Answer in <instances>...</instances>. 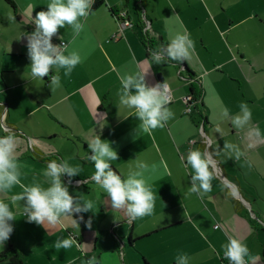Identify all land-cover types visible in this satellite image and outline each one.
I'll list each match as a JSON object with an SVG mask.
<instances>
[{
	"label": "crops",
	"instance_id": "obj_1",
	"mask_svg": "<svg viewBox=\"0 0 264 264\" xmlns=\"http://www.w3.org/2000/svg\"><path fill=\"white\" fill-rule=\"evenodd\" d=\"M105 3L83 20L79 35L74 37L67 25L63 34L53 35V43H68V50L81 56L68 77L60 70V87L50 89L48 82L31 79L25 35L13 50L24 65L8 70L17 79L0 91L4 124L30 140L28 147L17 151L22 181L43 180V160L49 157L79 163V176L86 183H72L69 192L95 201L92 212L80 214L84 220L90 218L91 225L84 220L73 225L69 217L55 226L38 225L17 216L0 251L12 245L25 264H68L69 260L82 264L85 256L92 255L100 264H174L177 250H182L191 257L190 264H223L221 246L235 238L255 257L251 264H264V233L235 205L238 201L242 210L264 220L259 207V198L264 197L260 192L264 191V141L256 143L247 129L233 128L221 112L227 106L236 113L239 102L246 101L252 108L250 123L264 131V0H144L148 30L158 46L169 43L176 31L187 29L191 34L194 47L184 61L190 76L165 61L150 65L136 28L141 9L133 0L125 7L121 0ZM108 7L126 12L131 26L120 29ZM30 25L23 34L34 30L35 25ZM132 71L145 73L148 85L169 86V107L175 115L164 127L143 132L134 113L119 105V77ZM189 77L200 84L201 94L198 109L192 104V112L186 114L183 99L189 94ZM94 134L114 141L118 159L111 166L121 175H126L136 156L148 161L144 177L156 193L151 216L129 221L124 210L112 208L107 194L88 179L94 167L85 153ZM202 136L210 142L207 151L213 157L214 178L211 191L198 195L188 191L192 169L185 166V157L191 148L204 150ZM225 140L241 147L239 160L225 158L219 151ZM22 148L24 144L18 150ZM12 191L21 189L15 186ZM69 232L79 247L55 248L53 241ZM131 251L136 258L130 257Z\"/></svg>",
	"mask_w": 264,
	"mask_h": 264
},
{
	"label": "clouds",
	"instance_id": "obj_2",
	"mask_svg": "<svg viewBox=\"0 0 264 264\" xmlns=\"http://www.w3.org/2000/svg\"><path fill=\"white\" fill-rule=\"evenodd\" d=\"M93 2L94 0H48L46 6L31 18L34 30L20 35H26L31 79L43 83L42 78L47 77L49 88H58L61 86L60 70H63L64 77H68L81 62L78 51L68 50L69 44L63 41L53 43L52 37L59 28H65L66 25L71 28L74 37L79 35ZM193 47L194 41L187 29L176 31L169 43L152 50L146 59L150 65L160 64L165 60L184 62L190 58ZM119 81L120 86L116 90L118 103L134 113L143 132L162 128L174 117L175 113L169 107V86L165 82L148 85L145 73L139 71L125 72L120 75ZM221 112L222 117L233 128L247 129L249 137L256 143L264 141V131L258 125L250 123L252 108L246 101L239 102L236 113H232L227 106L222 107ZM217 131H220L219 127ZM4 132L6 134H0V247L10 238L14 230L11 222L17 220V216H23L28 222L38 225L52 226L60 224L65 217H69L73 225L84 220L80 214L92 212L95 201L85 198L84 194L73 195L69 192L73 177L79 176L82 166L71 163V158L50 159L42 169L43 180L33 177L31 183H24L17 155L19 138L11 129L5 128ZM113 143L114 141L101 139L98 134H94L87 143L85 158L94 167L88 179L107 194L112 208L124 210L129 221L151 216L155 208L156 193L144 177L148 161L136 156L128 165L126 175H121L111 166L118 159ZM219 151L225 158L235 160L243 155L241 147L231 140H225ZM212 159V154L201 148L188 150L185 166H191L192 169L191 184L188 187L190 193L202 195L211 191L214 178L210 166ZM15 186H19L21 191L13 192ZM21 200L24 201L23 205L18 204ZM74 213L77 214L75 218ZM84 222L91 225L90 218ZM53 245L57 249H70L79 247V242L69 232L68 235L57 237ZM221 251L227 264H251L255 259L247 246L235 238H229L226 245L221 246ZM173 260L174 264H190L191 257L187 252L177 250ZM68 264H73V260H69ZM82 264L100 262L97 256L92 255L85 256Z\"/></svg>",
	"mask_w": 264,
	"mask_h": 264
},
{
	"label": "rangeland",
	"instance_id": "obj_3",
	"mask_svg": "<svg viewBox=\"0 0 264 264\" xmlns=\"http://www.w3.org/2000/svg\"><path fill=\"white\" fill-rule=\"evenodd\" d=\"M13 1L17 7L16 13L21 17L20 21L16 20L15 12L11 8V6L6 3L5 0H0V91H4L8 88L9 81H14L17 79V76L13 73L8 72V70H11L17 64L22 65L25 62L24 59L13 55V50H15V47H17L18 42L20 41L21 32H26L28 31V29H31V18H34L36 12L42 10L48 2V0ZM129 8H131V5H129ZM65 30L66 26L65 28H59L57 31L60 32L59 34H63ZM11 104L14 105L13 103ZM22 126H26V124H23ZM5 128L10 129L4 124V113H1L0 133L5 134ZM18 138V147H21V145L24 144V148L17 151H22L29 146L30 140L26 137V135ZM260 192L261 194H264V191L262 189H260ZM259 207L264 210V197L259 198ZM129 255L130 257L136 258V254L132 251L129 252Z\"/></svg>",
	"mask_w": 264,
	"mask_h": 264
},
{
	"label": "trees",
	"instance_id": "obj_4",
	"mask_svg": "<svg viewBox=\"0 0 264 264\" xmlns=\"http://www.w3.org/2000/svg\"><path fill=\"white\" fill-rule=\"evenodd\" d=\"M121 1L123 4V7H125L126 4L129 2V0H121ZM5 2L11 6V8L15 12L16 19H18V14L16 13L17 7H16L14 1L13 0H5ZM133 2L135 3L136 6L140 7V9H141V11L138 14L139 24L136 25V28L138 29V32L140 34V40H141L142 45L144 46L146 51L148 53H150L152 50L157 49L159 46H158L157 41L150 35L149 30H148L150 20L145 16V14L143 12L144 0H133ZM99 7H106L105 0H94L93 4L91 5L90 12L96 10ZM119 11L120 10H117L114 7H108V12L114 18H116V15ZM165 62L171 63V64L175 65L176 67H178L179 72H181L182 70H185L188 73V75L190 76L191 73L187 69V67L185 66L184 62L167 61V60H165ZM49 75H51V72L49 73ZM189 79H191V77H189ZM42 80L44 82H48L47 77H43ZM189 85H190V88H189V94L187 95V97H189L191 104L194 103L196 105L195 109H198L197 103H199V100H200L201 86L198 82L193 81L192 79L190 80ZM202 119H203V117H202ZM50 159H56V157H54V156L49 157V158L44 159L43 161L46 163ZM64 179H66V178H64ZM85 180L86 179H84L81 176L73 177V183L74 184L76 183V181H80V183H78V184L86 183ZM235 205H236L238 212H240L243 215L248 217L252 226L260 229L264 233V220L257 213L250 214L249 211L242 210V207H240L238 201H235ZM128 241H129V243L132 242V239L130 236H129ZM262 248H263V254H264V239L262 242ZM0 264H25V263H24V260L21 256L20 252L17 249H15L12 245L9 244L2 251H0Z\"/></svg>",
	"mask_w": 264,
	"mask_h": 264
},
{
	"label": "built area",
	"instance_id": "obj_5",
	"mask_svg": "<svg viewBox=\"0 0 264 264\" xmlns=\"http://www.w3.org/2000/svg\"><path fill=\"white\" fill-rule=\"evenodd\" d=\"M116 20L118 22V25H119L120 29H123L125 27H130L131 26L130 21L126 17V12H122V11L118 12L117 15H116ZM169 95L171 96L170 92H169ZM183 101H184L185 106H186L184 112L186 114H190L192 112V104L190 103L189 97L186 96L183 99ZM189 143L190 144H194L195 142H194V140H190ZM201 143L203 144L204 150L207 151L208 147L210 146V142L208 141V139L205 136H202ZM222 263L223 264H227V261H225L223 259Z\"/></svg>",
	"mask_w": 264,
	"mask_h": 264
}]
</instances>
